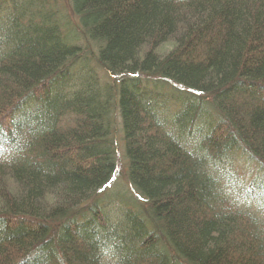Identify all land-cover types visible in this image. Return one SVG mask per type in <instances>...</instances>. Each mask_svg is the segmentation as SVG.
I'll return each mask as SVG.
<instances>
[{
    "label": "trees",
    "instance_id": "1",
    "mask_svg": "<svg viewBox=\"0 0 264 264\" xmlns=\"http://www.w3.org/2000/svg\"><path fill=\"white\" fill-rule=\"evenodd\" d=\"M67 3L0 0V264H264V0Z\"/></svg>",
    "mask_w": 264,
    "mask_h": 264
},
{
    "label": "rangeland",
    "instance_id": "2",
    "mask_svg": "<svg viewBox=\"0 0 264 264\" xmlns=\"http://www.w3.org/2000/svg\"><path fill=\"white\" fill-rule=\"evenodd\" d=\"M58 4H59V10L60 12L65 15L67 18L65 21H68L70 23V25L72 26H76V20L71 12V9H69V4L67 3V0H58ZM79 46H82V48H85V45L83 44H79ZM92 60V58H91ZM79 62V61H77ZM90 62L91 67L95 68L98 75L100 77L98 78H102L103 77V72H101V70H98L96 68V64L94 62ZM112 121L114 123V126H116V133H115V137L120 139L121 138V132H120V120H119V116L118 114H114ZM121 151H122V147H120ZM117 161H118V169L116 170L115 174L112 177V180L110 181V184L108 187H106L104 189V191L102 192L103 194H107V193H113V194H120L124 193L127 194V191L130 192V187L128 186L127 182H126V174H125V169L124 167L126 166L125 163V159L123 157V153H119L118 157H117ZM251 167V166H250ZM242 165L241 163H237L235 162L233 164L232 170H234L237 174H242ZM235 186H236V190L238 191L237 194H239V199L242 201V203H244L243 206L245 210L251 212V213H259L261 212L262 215H264V210H258L257 207V200L254 199V197L252 195H250L247 191V188L250 187L251 184H253V180H249V182L247 181V184H243L241 181L240 183L235 182ZM118 195V196H120ZM127 196V195H125ZM112 205L117 208L119 206V201L118 200H114Z\"/></svg>",
    "mask_w": 264,
    "mask_h": 264
},
{
    "label": "snow or ice",
    "instance_id": "3",
    "mask_svg": "<svg viewBox=\"0 0 264 264\" xmlns=\"http://www.w3.org/2000/svg\"><path fill=\"white\" fill-rule=\"evenodd\" d=\"M2 131H3V127L0 126V132H2ZM38 264H46V262L42 258V255L41 254H38Z\"/></svg>",
    "mask_w": 264,
    "mask_h": 264
}]
</instances>
